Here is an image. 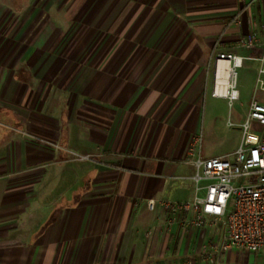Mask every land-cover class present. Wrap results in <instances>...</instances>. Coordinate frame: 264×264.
Listing matches in <instances>:
<instances>
[{
	"label": "crops",
	"instance_id": "1",
	"mask_svg": "<svg viewBox=\"0 0 264 264\" xmlns=\"http://www.w3.org/2000/svg\"><path fill=\"white\" fill-rule=\"evenodd\" d=\"M262 24L264 0H0V264H215L219 230L160 201L193 197L217 54Z\"/></svg>",
	"mask_w": 264,
	"mask_h": 264
},
{
	"label": "built area",
	"instance_id": "2",
	"mask_svg": "<svg viewBox=\"0 0 264 264\" xmlns=\"http://www.w3.org/2000/svg\"><path fill=\"white\" fill-rule=\"evenodd\" d=\"M238 23L240 21L236 19ZM238 46L251 51L244 56L235 51L217 54L216 61L226 62L227 90H219L220 69L215 73L212 95L229 101L232 107L241 98L238 69L246 60L260 63L258 83L264 91V24L238 39ZM251 102L246 119L241 123L229 120L230 126L241 130L238 147L232 153L205 157L202 155L204 134L194 139L190 162L195 172L189 178L195 184L193 197L188 200L162 199L160 205L169 214V223L188 228L216 227L218 241H209L204 253L211 263L230 249L264 253V104L256 98ZM37 143L56 151L63 145L53 139L34 136ZM72 160L97 161L94 154H81L66 150ZM197 153V154H196ZM148 207L155 210L157 201L149 200Z\"/></svg>",
	"mask_w": 264,
	"mask_h": 264
},
{
	"label": "rangeland",
	"instance_id": "3",
	"mask_svg": "<svg viewBox=\"0 0 264 264\" xmlns=\"http://www.w3.org/2000/svg\"><path fill=\"white\" fill-rule=\"evenodd\" d=\"M100 35H97L99 37ZM110 34L104 33L101 40L105 41L106 46L110 41ZM95 43V42H93ZM108 47L105 50L98 52L100 56L107 53ZM88 52V51H87ZM91 52H94L93 50ZM98 55V56H99ZM92 56V55H91ZM259 62L246 61L243 67L238 69V83L241 92L240 100H237L231 107L229 101L225 98H211L207 97L203 109V132H204V145L203 151L206 157L217 155H224L232 153L236 150L241 139V130L238 127L230 126L229 120L234 123L243 122L250 110V105L254 99L255 89L257 87L256 98L259 102L264 104V91L258 83L259 78ZM264 80V75L261 76ZM70 165L76 169L79 163H87L89 161H76L72 160L70 156ZM56 176V173L54 174ZM55 180L48 183L49 186L54 185ZM64 187H72L76 184V179H67L63 182ZM60 183H58L59 185ZM54 189V188H53ZM57 191V189H56ZM49 195V193L47 194ZM43 200L46 193L42 194ZM61 195L58 192L52 194L54 201ZM260 254V253H258ZM253 257V256H252ZM258 262V259L256 260ZM220 264H259L252 262V258H248L243 250H229L225 253L224 258Z\"/></svg>",
	"mask_w": 264,
	"mask_h": 264
},
{
	"label": "bare ground",
	"instance_id": "4",
	"mask_svg": "<svg viewBox=\"0 0 264 264\" xmlns=\"http://www.w3.org/2000/svg\"><path fill=\"white\" fill-rule=\"evenodd\" d=\"M227 63L221 62L220 64V79H219V90L222 92L227 90L228 76H227ZM219 67V66H218Z\"/></svg>",
	"mask_w": 264,
	"mask_h": 264
}]
</instances>
